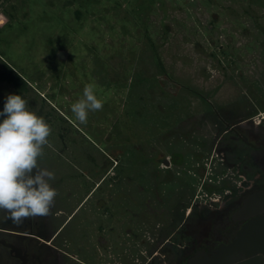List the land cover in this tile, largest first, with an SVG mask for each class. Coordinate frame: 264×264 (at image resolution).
Here are the masks:
<instances>
[{
    "label": "rangeland",
    "instance_id": "1",
    "mask_svg": "<svg viewBox=\"0 0 264 264\" xmlns=\"http://www.w3.org/2000/svg\"><path fill=\"white\" fill-rule=\"evenodd\" d=\"M0 58L51 127L38 157L55 174L50 231L74 211L60 240L80 258L106 200L129 232L163 236L180 206L221 189L215 113L264 116V0H0ZM87 83L103 105L81 122L71 104ZM9 91L0 79V108ZM123 238L99 240L96 264L133 258Z\"/></svg>",
    "mask_w": 264,
    "mask_h": 264
},
{
    "label": "flooded vegetation",
    "instance_id": "2",
    "mask_svg": "<svg viewBox=\"0 0 264 264\" xmlns=\"http://www.w3.org/2000/svg\"><path fill=\"white\" fill-rule=\"evenodd\" d=\"M254 115L229 118L215 113L221 189L180 206L163 236L156 232L144 240L141 231L129 232L127 211L117 213L106 200L92 218L98 222L93 246L108 239L116 244L123 235L125 242L118 246L124 248L129 234L136 251L131 259L123 253L118 262L110 258L105 264H264V116L256 122ZM73 212L55 231H50L48 213L0 221V264H96L91 244L90 257L80 258L60 240ZM114 225L120 230L112 232Z\"/></svg>",
    "mask_w": 264,
    "mask_h": 264
},
{
    "label": "clouds",
    "instance_id": "3",
    "mask_svg": "<svg viewBox=\"0 0 264 264\" xmlns=\"http://www.w3.org/2000/svg\"><path fill=\"white\" fill-rule=\"evenodd\" d=\"M102 105L95 84L87 83L82 96L71 104V111L86 122L89 111ZM50 133L49 123L18 91L4 95L0 108V209L13 221L46 215L57 194L51 184L54 172L38 165Z\"/></svg>",
    "mask_w": 264,
    "mask_h": 264
},
{
    "label": "trees",
    "instance_id": "4",
    "mask_svg": "<svg viewBox=\"0 0 264 264\" xmlns=\"http://www.w3.org/2000/svg\"><path fill=\"white\" fill-rule=\"evenodd\" d=\"M0 64L4 67V71L0 74V79L12 84L16 91L20 94L27 88L26 81L6 62L0 58Z\"/></svg>",
    "mask_w": 264,
    "mask_h": 264
},
{
    "label": "water",
    "instance_id": "5",
    "mask_svg": "<svg viewBox=\"0 0 264 264\" xmlns=\"http://www.w3.org/2000/svg\"><path fill=\"white\" fill-rule=\"evenodd\" d=\"M59 56H61V54H59ZM165 164H167V162L165 161ZM264 194V193H263Z\"/></svg>",
    "mask_w": 264,
    "mask_h": 264
}]
</instances>
